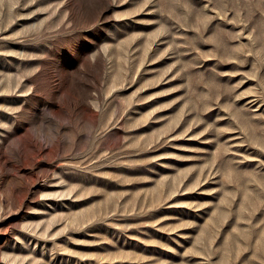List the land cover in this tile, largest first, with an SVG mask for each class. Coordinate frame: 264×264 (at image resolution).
I'll return each mask as SVG.
<instances>
[{
  "label": "rangeland",
  "instance_id": "obj_1",
  "mask_svg": "<svg viewBox=\"0 0 264 264\" xmlns=\"http://www.w3.org/2000/svg\"><path fill=\"white\" fill-rule=\"evenodd\" d=\"M0 264H264V0H0Z\"/></svg>",
  "mask_w": 264,
  "mask_h": 264
}]
</instances>
